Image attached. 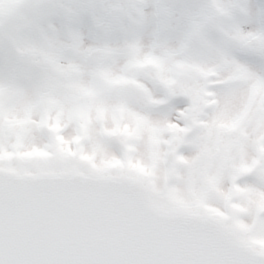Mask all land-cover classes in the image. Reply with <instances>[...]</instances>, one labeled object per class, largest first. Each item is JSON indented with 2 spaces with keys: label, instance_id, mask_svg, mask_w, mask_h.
<instances>
[{
  "label": "snow or ice",
  "instance_id": "6c2138e0",
  "mask_svg": "<svg viewBox=\"0 0 264 264\" xmlns=\"http://www.w3.org/2000/svg\"><path fill=\"white\" fill-rule=\"evenodd\" d=\"M0 264H264V0H0Z\"/></svg>",
  "mask_w": 264,
  "mask_h": 264
}]
</instances>
